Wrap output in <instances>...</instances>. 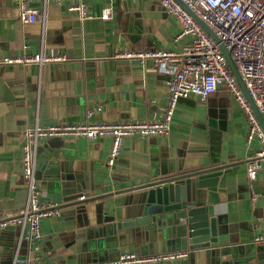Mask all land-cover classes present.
I'll use <instances>...</instances> for the list:
<instances>
[{"label": "crops", "instance_id": "1", "mask_svg": "<svg viewBox=\"0 0 264 264\" xmlns=\"http://www.w3.org/2000/svg\"><path fill=\"white\" fill-rule=\"evenodd\" d=\"M83 1L91 13L87 18L68 11L65 3L36 0L34 5L39 9L36 20L24 23L13 0H0L3 219L18 217L27 200L21 162L25 128L34 124L82 122L87 119V109L93 110L90 120L160 118L168 96V72L160 71L149 58L114 55L124 48L180 50L190 40V36L177 37L180 30L177 20L158 0ZM37 51L52 52L64 59L46 62L41 68L37 64L2 61L4 56ZM171 66L178 69L177 64ZM222 109L226 115L224 129L217 124ZM246 130L243 110L227 90L219 87L204 99L195 94L180 97L168 134L124 136L112 165L106 163L109 136L41 138L35 150L36 178L47 201L44 182L55 172L86 184L88 189L84 192L96 194L147 181L151 174L168 171L179 163L185 166L181 171L230 163L219 176L216 190L206 191L210 211L217 215L219 223L217 252L205 255L200 250H188L186 256L163 264L259 262L264 260V241H254V236L264 232V161L256 179L251 181L246 172L247 161L260 143L257 139L246 142ZM126 194H115L101 201L99 211L105 212L104 215L88 211L87 218L78 219L60 215L59 211L60 216L42 217L40 237L33 241L27 226L11 221L0 229V264H11L16 256L31 263L100 260L95 259L98 248L92 247H97L101 238L98 229L106 223L102 218L118 215L119 207L126 203ZM91 205L88 206L92 209ZM168 227L164 223L149 225L133 251L142 254L139 244L145 242L146 254L180 250L167 245ZM127 248L120 246L118 254ZM13 251L16 252L10 260Z\"/></svg>", "mask_w": 264, "mask_h": 264}, {"label": "built area", "instance_id": "2", "mask_svg": "<svg viewBox=\"0 0 264 264\" xmlns=\"http://www.w3.org/2000/svg\"><path fill=\"white\" fill-rule=\"evenodd\" d=\"M22 22L36 20L39 9L36 0H13ZM44 2L46 0H43ZM65 3L68 11L80 17L91 15L88 4L83 0H51ZM217 35L219 41L230 51L240 76L254 103L264 119V0H182ZM162 8L177 20L180 30L177 37L190 36L189 42L180 50L151 48L146 50L124 48L114 55L117 58L152 59L160 71L168 72L166 86L168 96L160 118L147 120H90L93 110H86L87 119L82 122H55L46 125L34 124L24 130L25 142L21 147L22 176L27 191V200L22 216L11 220L0 216V229L11 221L24 224L33 241L40 237V220L44 216L59 215L44 200V192L35 177V150L38 140L44 137L111 138L106 163L112 165L120 151L122 139L127 135L139 137L162 136L170 132L173 113L180 97L195 94L206 98L219 87L227 90L238 103L247 121L246 142L257 139L260 146L247 161L248 178L254 181L264 161V132L233 75L219 43L176 1L158 0ZM64 59L63 56L37 51L30 54L4 56L9 64H37L40 68L49 61ZM172 64H177L174 70ZM254 241H264V232L256 234ZM188 254V250H167L150 254L124 251L116 258L74 264H155L171 261ZM11 264H68L66 261L53 263L29 262L16 256ZM243 264H251L245 262ZM264 264V260L257 262Z\"/></svg>", "mask_w": 264, "mask_h": 264}, {"label": "water", "instance_id": "3", "mask_svg": "<svg viewBox=\"0 0 264 264\" xmlns=\"http://www.w3.org/2000/svg\"><path fill=\"white\" fill-rule=\"evenodd\" d=\"M176 1L219 43L233 75L264 132V119L245 86L230 51L190 7L182 0ZM225 118V111L222 109L217 121L220 129L225 128ZM178 154L180 155V152ZM230 165V163L206 165L198 166L193 170L181 171L182 167L185 169V166L179 163L177 166H171L168 171L151 174V178L147 181L96 194H90L89 191L84 192L88 189L86 184L77 182L68 175L55 172L50 174L49 179L44 182L47 189L46 200L50 202V208L60 211V215L79 219L80 217L87 218L88 211L96 215L101 212L104 215L105 212L99 211L103 203L101 201L115 194L127 193L126 203L119 207L118 215L111 214L107 219L102 218L106 223L98 229V235L101 238L98 240V246L92 247L93 249L98 248L95 259L116 258L119 247L123 245H127L130 251L135 250L136 244L144 236L143 230L149 228V225L160 226L162 223L169 226L166 228L169 235L166 243L169 248L200 250V253L209 255L216 253V249L220 247L217 237L219 223L217 215L210 211L206 191L216 190L219 176L223 169ZM36 167L35 177H37ZM89 204H92V209L88 206ZM21 216L22 213L18 217ZM161 232L162 236L166 235L164 230ZM146 247H148L146 242L139 244L142 254H146ZM15 252L9 254L10 260ZM252 263L257 264V262Z\"/></svg>", "mask_w": 264, "mask_h": 264}]
</instances>
